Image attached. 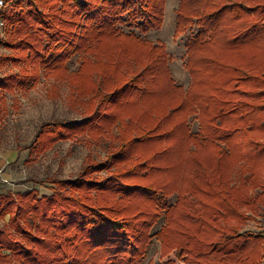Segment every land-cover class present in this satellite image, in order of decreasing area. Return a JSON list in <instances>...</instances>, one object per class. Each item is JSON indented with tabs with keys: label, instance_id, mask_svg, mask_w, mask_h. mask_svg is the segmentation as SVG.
Instances as JSON below:
<instances>
[{
	"label": "trees",
	"instance_id": "obj_1",
	"mask_svg": "<svg viewBox=\"0 0 264 264\" xmlns=\"http://www.w3.org/2000/svg\"><path fill=\"white\" fill-rule=\"evenodd\" d=\"M10 1L18 4V0H3L4 6ZM73 1L83 14L93 12L91 0ZM135 1L138 17L150 21L146 13L148 7L153 8L152 2ZM184 1L179 11L180 27L183 21L192 23L194 17L198 24L197 32L186 41V66L191 76L186 92L174 87L166 103L177 104L164 106L166 112L139 98L137 105L142 108L135 129L119 127V148L110 158L97 162L86 158L82 172L73 179L47 177L36 181L47 183L51 195L39 196L36 188L18 191L16 198L0 192V217L8 216L7 224L0 227V264L135 263L147 249L155 210L172 211L156 195L155 186L168 187L176 175L182 183L179 203L185 213L183 219L167 215L159 233L163 246L169 244L167 237L176 230L178 239H173L176 244L172 250L186 264H258L264 257L263 235L240 231L264 207V0ZM129 4L125 2L124 7ZM2 8L0 22L10 27L12 35L2 43L17 52L1 56L0 61H10L18 70L0 77V101L18 88L35 85L42 74L56 69L52 59L44 60L42 38L30 26L32 22L44 23L37 12H30L29 20L23 11ZM97 13L90 18L100 26L87 31L85 44L111 34V20L105 23V12ZM78 15L82 13L72 16ZM57 24H49L45 32L51 41L47 48L53 44L52 54L64 43L65 32L56 29ZM17 37L21 39L18 42ZM149 53L152 55L153 47ZM94 92L101 93L99 85ZM127 93L122 94L123 99H128ZM196 111L199 129L193 133L187 119ZM109 113L92 111L81 122L57 118L41 123L25 148L40 154L57 141L85 130L93 141L114 139L105 124L88 118L102 120ZM146 113H150V120L158 121L147 125L142 119ZM164 127L168 129L162 131ZM144 129L150 132L148 136L141 133ZM130 131L138 133L127 140ZM181 131L182 142L178 138ZM193 142L203 147L196 154L200 173L194 172L197 177L190 187L187 168L189 144ZM144 143L147 152H133L136 145ZM175 151L181 153L175 155ZM129 152L132 156L126 154ZM216 155L218 160L213 161ZM132 162L122 172L94 176V171L124 168ZM257 187L261 192L254 193Z\"/></svg>",
	"mask_w": 264,
	"mask_h": 264
},
{
	"label": "rangeland",
	"instance_id": "obj_2",
	"mask_svg": "<svg viewBox=\"0 0 264 264\" xmlns=\"http://www.w3.org/2000/svg\"><path fill=\"white\" fill-rule=\"evenodd\" d=\"M91 1L89 4L93 6L91 7L93 12L88 14H83L82 9L77 7L73 0L50 2L48 0H18L17 5L10 1L2 8L4 10L13 8L14 12L23 11L25 16H29V20H32L29 13L37 12V18L43 19L44 23L32 22L30 26L32 31L42 38L44 60L52 59L50 63L54 64L56 69L50 74H42L35 85L18 88L13 93L6 94L5 99L0 101V156L6 158L5 163L0 167L1 193L16 198L18 191L36 188L39 196L51 195L52 190L47 183L40 184L36 181L47 177L73 179L82 172L88 161L85 160L86 158L89 157L96 162L110 158L119 148L120 141L116 138L121 132L119 127L135 129L136 117L142 108L141 105H137L139 98L140 100L144 98L148 105L166 112L169 106L174 107L177 104L173 102L168 105L166 96L172 94L174 87L177 86L186 92L191 83L190 72L186 66L188 57L186 41L197 32L198 24L194 17L192 23L186 24V21H183L184 24L180 27L179 11L183 9L181 4L184 5V0H149L153 4V8L148 7V13H146L151 16L150 21L149 19L144 21L138 17L136 1L104 0L107 1L106 3H103V0ZM127 1L130 4L124 7ZM224 3L228 5V1ZM53 4H55L54 9L50 8ZM79 12L82 13L81 16L78 15L77 18L72 16ZM97 12L101 14L105 12V23L111 20L109 30L111 34L105 38L89 40V43L85 44L87 31L91 28L95 30L100 26L90 18L97 15ZM54 21L58 22L56 29L63 30L65 36L62 48L57 50L55 48V54H52L53 44L50 49L47 48L51 41L48 40L45 32L48 30V25ZM11 36L10 27L5 28L0 22V57L16 54V50L6 49L2 43ZM20 40L17 37L15 41ZM151 47H153L152 55L149 53ZM156 62L157 65H155ZM17 70L18 66L10 61H0V77ZM98 85L101 93L95 94L94 90ZM137 85L138 89H133ZM124 93L128 94L125 96L128 99H123ZM110 95L114 97L109 99ZM154 98L159 100L156 101ZM99 102L100 105H98ZM98 110L111 112V115L109 113L108 117L102 120L90 116L89 121L105 124V127L109 128L108 131L115 136L114 139L102 137L93 141L91 133L85 130L76 133L70 139L57 141L40 154L25 148L33 139L41 123L57 118L81 122L92 111ZM163 114L165 113H161V116ZM197 114L196 111L187 119L190 132L193 133L199 129ZM256 114L262 116L263 113L257 111ZM149 116L150 113H146L142 118L145 123L148 122L147 125L151 126L152 121L154 123L158 121V119L150 120ZM92 127L94 126L90 128ZM167 129L164 127L161 130ZM95 131L91 130L93 133H96ZM136 133L138 132L130 131L125 138L129 140ZM141 133L146 136L150 134L146 129ZM182 133L183 131L178 134L181 142L184 140L180 138ZM200 144L204 145L202 141ZM200 144L196 145L194 142L189 144L187 183L190 187L197 177L194 172L200 173L199 159H196V154L202 152L203 146ZM146 145V143L136 145L133 152L144 151ZM179 152L175 151V155L181 153ZM126 154L130 155L131 152ZM147 154L148 157L150 153ZM182 159L183 156L180 155L178 160L182 162ZM215 160H218L217 155L213 161ZM129 164L124 165V168L112 167L111 170L94 171V176L102 178L110 176L113 171L122 172L134 163ZM178 178L180 179L179 175H176V179ZM176 179L168 187L155 186L158 192L156 195L167 207H170L169 209L172 208V211L166 208L155 210V221L152 220L148 230L151 237L148 240L147 249L142 258L133 264H186L180 254L172 250L173 245L176 244L173 239H178L176 230H172L168 235L167 238L170 241L168 240L169 244L166 247L163 246L159 234L168 221L167 215L183 219L185 213L179 203L182 192L179 187L182 183ZM253 191L259 193L261 188L257 187ZM156 212L159 214L157 215ZM257 215L262 217L259 221L263 224L264 207H260L252 217ZM3 225V218L0 217V227ZM242 230H245L244 226L240 228V231ZM256 232L253 229L252 233Z\"/></svg>",
	"mask_w": 264,
	"mask_h": 264
},
{
	"label": "crops",
	"instance_id": "obj_3",
	"mask_svg": "<svg viewBox=\"0 0 264 264\" xmlns=\"http://www.w3.org/2000/svg\"><path fill=\"white\" fill-rule=\"evenodd\" d=\"M5 161L6 158L0 156V167L5 163ZM2 218L4 225L7 224L8 216L6 215ZM260 219H262V217L257 215L254 218L248 220L247 223L244 225V229L251 233L253 232V229H255V231H257L256 233H261L264 237V223L261 224V222L259 221ZM258 264H264V257L261 259V261Z\"/></svg>",
	"mask_w": 264,
	"mask_h": 264
},
{
	"label": "built area",
	"instance_id": "obj_4",
	"mask_svg": "<svg viewBox=\"0 0 264 264\" xmlns=\"http://www.w3.org/2000/svg\"><path fill=\"white\" fill-rule=\"evenodd\" d=\"M4 6L3 0H0V9Z\"/></svg>",
	"mask_w": 264,
	"mask_h": 264
}]
</instances>
